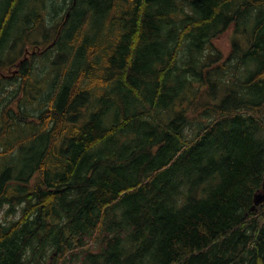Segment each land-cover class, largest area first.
Instances as JSON below:
<instances>
[{"label":"trees","instance_id":"16d2710c","mask_svg":"<svg viewBox=\"0 0 264 264\" xmlns=\"http://www.w3.org/2000/svg\"><path fill=\"white\" fill-rule=\"evenodd\" d=\"M5 2L0 264H264V0Z\"/></svg>","mask_w":264,"mask_h":264},{"label":"flooded vegetation","instance_id":"af4514ba","mask_svg":"<svg viewBox=\"0 0 264 264\" xmlns=\"http://www.w3.org/2000/svg\"><path fill=\"white\" fill-rule=\"evenodd\" d=\"M0 3H2V1H0ZM0 7H2V5H0ZM2 10L0 9V19L2 18ZM19 20L17 22L14 23L13 25V28H12V31L11 32H8L9 34H13V38L15 37L14 35L17 34V32L15 31V26L18 24ZM31 27H34V22L33 20H31ZM33 32H31L29 34V36L32 34ZM50 45H48V47L50 48ZM35 49V51H33ZM43 50H42V47L39 45V46H35V47H32L31 50H26L24 49V55L22 57V59H19L18 61H15V62H12V67H8L7 68V72H3L0 70V77H5V78H8V77H14L17 73H18V70H19V67H20V63L21 62H26V63H29L31 62V55H35L36 53H42Z\"/></svg>","mask_w":264,"mask_h":264},{"label":"rangeland","instance_id":"374dc122","mask_svg":"<svg viewBox=\"0 0 264 264\" xmlns=\"http://www.w3.org/2000/svg\"><path fill=\"white\" fill-rule=\"evenodd\" d=\"M0 1H2V3H3V1L4 0H0ZM1 4V3H0ZM39 30H35L34 31V35L33 34H31L30 35V37H35V36H37V32H38ZM232 36H233V28L232 27H230L229 29H227L226 31H223V32H221V34H219L217 37H215V38H213V43H214V45L215 46H217L218 48H219V50L223 53V55L224 56H226L227 55V53L230 51V49H231V43H232V41H231V38H232ZM35 41H39V40H35ZM32 61H33V63H36L38 60H33L32 59ZM31 61V62H32ZM39 62V61H38ZM13 82V81H12ZM11 82V83H12ZM0 219L1 220H4L3 219V217H1V215H0Z\"/></svg>","mask_w":264,"mask_h":264},{"label":"water","instance_id":"95a60500","mask_svg":"<svg viewBox=\"0 0 264 264\" xmlns=\"http://www.w3.org/2000/svg\"><path fill=\"white\" fill-rule=\"evenodd\" d=\"M264 201V194L262 193H257L253 197V205L250 207V210H253L256 205L260 204L261 202Z\"/></svg>","mask_w":264,"mask_h":264},{"label":"bare ground","instance_id":"6f19581e","mask_svg":"<svg viewBox=\"0 0 264 264\" xmlns=\"http://www.w3.org/2000/svg\"><path fill=\"white\" fill-rule=\"evenodd\" d=\"M0 5H6V2H5V0L3 1V3H1ZM7 9V8H6ZM12 9V8H11ZM8 11V10H7ZM6 11V12H7ZM264 19V18H263ZM262 20V19H261ZM1 25V24H0ZM256 26V25H255ZM211 62V61H210ZM102 73V72H101ZM100 77V76H99ZM90 83V82H89ZM93 83V82H92ZM86 86V85H85ZM27 87V86H26ZM87 87V86H86ZM24 90H25V88H24ZM28 90H30V89H28ZM24 92H26V91H24ZM80 94V93H79ZM24 95H26V94H24ZM27 96V95H26ZM76 96V95H75ZM77 97V96H76ZM78 99V98H77ZM74 109V108H73ZM45 111V110H44ZM72 112V111H71ZM77 114H79V112L77 113Z\"/></svg>","mask_w":264,"mask_h":264}]
</instances>
